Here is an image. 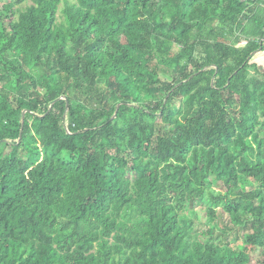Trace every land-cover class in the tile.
Returning a JSON list of instances; mask_svg holds the SVG:
<instances>
[{
	"label": "trees",
	"instance_id": "16d2710c",
	"mask_svg": "<svg viewBox=\"0 0 264 264\" xmlns=\"http://www.w3.org/2000/svg\"><path fill=\"white\" fill-rule=\"evenodd\" d=\"M27 1L0 0V264H264V0Z\"/></svg>",
	"mask_w": 264,
	"mask_h": 264
},
{
	"label": "rangeland",
	"instance_id": "374dc122",
	"mask_svg": "<svg viewBox=\"0 0 264 264\" xmlns=\"http://www.w3.org/2000/svg\"><path fill=\"white\" fill-rule=\"evenodd\" d=\"M32 1L29 0L27 2H25L24 4L20 5L18 7V15H17V18L21 21H26L27 18H28V15H29V8L30 6H32ZM177 49V48H176ZM255 59H257V61H260L264 64V52H262L261 54L258 53L257 56L255 57ZM256 61V60H255ZM256 61V62H257ZM263 64H262V67H263ZM199 212H200V218H203V219H206L205 217V208L204 207H200L199 208ZM238 243L240 244V246L250 252L254 257L256 258H259V254H260V249L259 248H256L252 245H249L245 240L241 239L238 241Z\"/></svg>",
	"mask_w": 264,
	"mask_h": 264
},
{
	"label": "crops",
	"instance_id": "0c3cea01",
	"mask_svg": "<svg viewBox=\"0 0 264 264\" xmlns=\"http://www.w3.org/2000/svg\"><path fill=\"white\" fill-rule=\"evenodd\" d=\"M262 52H264V50L263 51H261V52H259L260 54L262 53ZM257 56V54L255 55V57ZM255 57H254V59H255ZM256 61H257V59H255ZM257 63L260 65V66H262V62H260V61H257ZM263 67H264V64H263Z\"/></svg>",
	"mask_w": 264,
	"mask_h": 264
},
{
	"label": "water",
	"instance_id": "95a60500",
	"mask_svg": "<svg viewBox=\"0 0 264 264\" xmlns=\"http://www.w3.org/2000/svg\"><path fill=\"white\" fill-rule=\"evenodd\" d=\"M262 42H264V38H263Z\"/></svg>",
	"mask_w": 264,
	"mask_h": 264
}]
</instances>
